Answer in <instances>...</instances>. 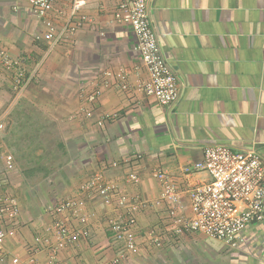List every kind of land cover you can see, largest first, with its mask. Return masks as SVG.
Masks as SVG:
<instances>
[{"label":"crops","instance_id":"obj_1","mask_svg":"<svg viewBox=\"0 0 264 264\" xmlns=\"http://www.w3.org/2000/svg\"><path fill=\"white\" fill-rule=\"evenodd\" d=\"M82 1L72 15L71 0H53L45 18L64 26V37L48 52L36 38L47 31L44 17L28 0H0V51L16 61L0 65V151L13 161L7 170L0 158V205L14 198L18 206L0 264H264V218L235 245L181 228L155 177L172 176L181 192L175 216L190 218L187 190L210 178L184 168L205 146L252 151L264 164V0H146L177 78L178 98L164 106L140 88L147 72L122 21L127 0ZM18 71L28 77L19 92ZM97 174L112 189L109 204L83 189ZM64 199L75 206L52 211ZM130 204L137 252L115 262L110 224ZM58 225L78 238L51 259Z\"/></svg>","mask_w":264,"mask_h":264},{"label":"built area","instance_id":"obj_2","mask_svg":"<svg viewBox=\"0 0 264 264\" xmlns=\"http://www.w3.org/2000/svg\"><path fill=\"white\" fill-rule=\"evenodd\" d=\"M28 3L34 14L44 17L47 31L36 38L46 40L47 50L50 52L64 37V26L58 27L45 18L53 6V0H28ZM82 3V0H71L72 15L76 14ZM146 3V0H127L123 6L122 21L132 31L135 38L134 48L140 55L147 72V79L141 83L140 88L146 95L154 97L164 106L174 103L178 98L177 78L160 51ZM0 65L10 69L16 65V61L0 51ZM14 73V90L19 92L27 85L28 77L19 71ZM98 95L99 90H94L88 95L87 100L94 101ZM2 129L3 124L0 122V131ZM0 158H3L5 168L10 170L13 166L12 156L9 154L3 156L0 151ZM201 170L207 172L210 179L188 188L187 194L192 213L190 218L175 216L176 210L181 206V192L172 176L162 171L155 173V177L161 183L162 197L171 204L169 213L181 228L198 231L207 237L235 245L238 234L248 224L262 221L264 218V164L252 151H234L224 144H214L203 148L200 161L184 168L185 173ZM130 179L136 181L137 178L132 174ZM83 189L96 191L105 204L111 202L112 189L102 184L99 174L84 185ZM117 204L124 206L125 198H119ZM74 206V201L64 199L51 209L54 212H61ZM136 208V205L130 204L125 221L117 220L110 224L113 238L120 244L115 262L125 253L137 252L134 234L130 228L134 222L133 214ZM17 216V201L14 198H6L0 205V261L5 257V239L15 233ZM84 220L82 218L81 221ZM55 236L56 243L50 251L51 259L66 242L76 241L78 232H70L64 226L58 225ZM28 262L29 264L33 262V257ZM11 263L28 264L21 263L17 257L11 258Z\"/></svg>","mask_w":264,"mask_h":264}]
</instances>
